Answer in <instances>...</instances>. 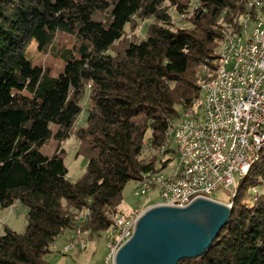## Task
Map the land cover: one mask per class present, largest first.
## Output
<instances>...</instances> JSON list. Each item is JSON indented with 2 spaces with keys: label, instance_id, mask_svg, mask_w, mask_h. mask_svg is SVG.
Returning a JSON list of instances; mask_svg holds the SVG:
<instances>
[{
  "label": "trees",
  "instance_id": "1",
  "mask_svg": "<svg viewBox=\"0 0 264 264\" xmlns=\"http://www.w3.org/2000/svg\"><path fill=\"white\" fill-rule=\"evenodd\" d=\"M244 2L0 0V207L19 202L26 217L22 233L4 226L0 264H48L66 229L94 237L113 225L126 184L167 164L148 148L159 149L169 125L200 100L201 64L217 67L223 23ZM172 7L192 26L175 27ZM63 35L74 43L59 49ZM32 40L64 61L58 76L25 56ZM70 136L88 160L74 182L61 146ZM52 137L59 147L47 155L41 147ZM229 202L228 223L209 248L178 264H264V147Z\"/></svg>",
  "mask_w": 264,
  "mask_h": 264
},
{
  "label": "built area",
  "instance_id": "2",
  "mask_svg": "<svg viewBox=\"0 0 264 264\" xmlns=\"http://www.w3.org/2000/svg\"><path fill=\"white\" fill-rule=\"evenodd\" d=\"M201 71L198 103L169 125L159 149L148 148L167 164L144 173L135 194L157 190L161 202L154 205L182 208L197 198L216 200L213 194L220 186L233 196L239 182L236 176L240 179L249 171L264 147V0H245L243 9L223 23L217 67L211 71L203 62ZM173 159L177 165L167 171ZM253 192L257 195L259 189L254 187ZM148 208L115 214L106 230L107 252L102 261L77 264H116L118 251ZM88 211H81L78 220H85ZM91 240L95 242L89 232L75 227L66 250L86 251Z\"/></svg>",
  "mask_w": 264,
  "mask_h": 264
},
{
  "label": "water",
  "instance_id": "3",
  "mask_svg": "<svg viewBox=\"0 0 264 264\" xmlns=\"http://www.w3.org/2000/svg\"><path fill=\"white\" fill-rule=\"evenodd\" d=\"M231 206L197 198L185 207L154 205L120 248L116 264H178L201 256L228 223Z\"/></svg>",
  "mask_w": 264,
  "mask_h": 264
},
{
  "label": "rangeland",
  "instance_id": "4",
  "mask_svg": "<svg viewBox=\"0 0 264 264\" xmlns=\"http://www.w3.org/2000/svg\"><path fill=\"white\" fill-rule=\"evenodd\" d=\"M170 13L173 18L175 27H191L187 15H180L175 7L170 8ZM146 23L140 21L137 27L138 34L143 38ZM74 40L71 37L59 36L57 38V47H71ZM25 56L32 61L34 65H42L45 68H50L54 76H58L64 69L65 63L59 57L54 56L52 53L44 54L38 49L37 42L32 40L26 47ZM83 106L86 104L84 100ZM87 117L86 107L83 108L82 114L79 117L76 126L84 124ZM52 130H57V125H51ZM64 150L65 163L68 167V178L71 181L79 179L86 171L88 163L87 158L82 155H76L78 141L74 136L67 138L61 145ZM59 147L57 138L52 137L47 143L41 147V151L47 155H52ZM177 165V160L173 159L167 171L172 170ZM237 180L239 176L237 175ZM139 183L135 180L129 181L123 191V201L120 209L123 212L131 211L133 208L141 207L148 208L154 204L161 202L160 194L157 190L151 191L146 195H136L135 190ZM213 194L214 199L223 203H228L231 198V193L223 186H220ZM4 226H9L15 231L22 233L26 227L25 208L23 206H11L8 208L0 207V234L4 232ZM72 229H66L51 245L50 252L45 255V260L48 264H77V263H97L102 261L107 252L106 231L102 232L100 236L95 235L89 241V247L86 251H81L78 247L66 250L72 241Z\"/></svg>",
  "mask_w": 264,
  "mask_h": 264
},
{
  "label": "crops",
  "instance_id": "5",
  "mask_svg": "<svg viewBox=\"0 0 264 264\" xmlns=\"http://www.w3.org/2000/svg\"><path fill=\"white\" fill-rule=\"evenodd\" d=\"M13 206L19 207L22 206L19 202L15 203ZM73 231V230H72ZM72 239H73V233H72Z\"/></svg>",
  "mask_w": 264,
  "mask_h": 264
}]
</instances>
